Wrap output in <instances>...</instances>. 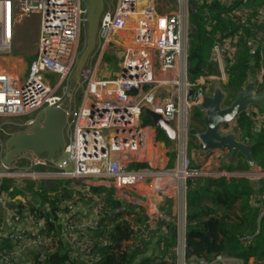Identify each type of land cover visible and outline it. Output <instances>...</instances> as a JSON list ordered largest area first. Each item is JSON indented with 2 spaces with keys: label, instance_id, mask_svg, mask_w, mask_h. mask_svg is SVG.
I'll list each match as a JSON object with an SVG mask.
<instances>
[{
  "label": "built area",
  "instance_id": "built-area-1",
  "mask_svg": "<svg viewBox=\"0 0 264 264\" xmlns=\"http://www.w3.org/2000/svg\"><path fill=\"white\" fill-rule=\"evenodd\" d=\"M103 1L105 7L98 22L96 48L80 73L79 85L70 103L62 156L55 163H47L26 154L22 158L26 166L9 167L0 179L29 181L30 189L11 185L0 195V208L7 212L8 202L23 206L28 197L40 191L41 181L53 179L80 180L83 185L102 189L103 193L112 192L113 199L119 202L132 201L133 196L129 195L136 193L146 202L144 209L153 213L149 227L136 233L139 248L149 238L150 228L179 226L180 229L165 261L156 258L147 264H232L221 256L208 262L186 259L185 214L182 224L174 226L163 218L158 208L167 198L181 199L189 179L224 180L238 187L244 177H264V168H259L256 174H244L218 167L211 161L217 150L204 153L199 165H193L188 156L191 114L201 109L202 100L209 95V83L227 82L231 48L227 42L222 41L220 45L217 42L220 40H215L212 55L218 75L191 79L188 63L192 0H175L177 6L173 10L167 0ZM216 2L208 0L207 9L198 14L206 19L207 25ZM250 2L239 0L235 6L234 0H227L231 5L228 14L240 17L242 23L259 25L264 20V7L251 10ZM87 13L83 0H0V57L11 53L16 27L31 16L39 18L35 55L25 78L18 83L0 73L1 119H25L21 121V129H28L39 113L63 103L80 55L79 42L82 33L85 36ZM261 48L259 70L264 76ZM109 60L116 61V72L105 76L109 73ZM147 110L169 124L175 133L170 142H178L173 167L151 174L147 171L155 163L150 154L162 142L157 136L161 132L145 121ZM244 115L251 119L252 111L249 109ZM3 128L5 125L0 126L2 133ZM58 188L65 189V185ZM181 207L185 212V204ZM103 210V205L95 203L94 220L90 223L75 215L72 205L59 211L58 236L71 249L74 261L89 259L94 254L95 244L85 239L89 231L101 229ZM45 214L46 211L24 216L13 214L11 227L0 225V264H23L18 262L13 250L2 247L4 241L13 247L19 245L21 250L50 245L53 233L48 232L43 222ZM23 223L26 226L21 229Z\"/></svg>",
  "mask_w": 264,
  "mask_h": 264
},
{
  "label": "trees",
  "instance_id": "trees-1",
  "mask_svg": "<svg viewBox=\"0 0 264 264\" xmlns=\"http://www.w3.org/2000/svg\"><path fill=\"white\" fill-rule=\"evenodd\" d=\"M198 2L201 4L198 9L207 7L206 0ZM234 5H239V0H234ZM230 6L227 0H217L212 6L209 26L205 18L198 14L193 15L188 73L191 79L212 75L216 67L210 55L213 41L234 42L238 34L241 37L232 45L234 49L231 50L234 51L230 50L227 60V82L220 84L224 92L235 96L245 88L249 81L247 77L255 73L259 66V48L251 54L249 45L256 42L257 36H260L261 42H264V20L259 25L251 22L242 23L240 17L228 14ZM259 7H264V0H251L248 4L251 10ZM250 38L254 39L249 40ZM259 87L262 91L264 85ZM257 117V112H252L251 119L244 114L241 115L234 123L235 127L231 132L243 143L255 138L258 145H263L264 122L257 121ZM158 139L163 140L161 135ZM191 155L196 158L198 149L192 147ZM20 162L27 163L26 160ZM13 184L26 190L30 189L29 181L4 179L0 193L6 192ZM258 185L260 187L257 189ZM245 186L244 192H237L224 180H187L186 259L195 258L208 262L221 256L240 260L244 264L249 260H252V264H264V217L256 233L257 221L263 213V209L256 205L264 193V178L259 184L245 182ZM39 187L40 191L34 193L23 206L13 202L7 204L13 210L12 213L19 216L46 211L43 222L48 232L53 233L52 242L48 247L33 250L29 248L30 262L26 264H133L139 261L147 264L156 258L165 261L175 245L176 229L173 226L153 227L150 228L149 238L144 240L143 247L139 248L134 243V240H137L134 235L140 229L149 227L151 221L149 219L153 217V213L144 207L140 211L123 209L121 204L113 199L112 192L103 193L102 189L80 184L84 196L76 200L79 196L76 198L77 195L74 196L70 190L60 189L55 192L58 187L49 190L48 185L43 182ZM97 202L103 205L104 209L100 218L101 229L89 231L85 239L95 243L94 254L89 259L74 261L71 258V249L66 246L64 239L58 236V231L61 230L59 211L69 204H73L76 211H79L83 208V203H86L84 206H88L89 209ZM158 208L161 213L164 212L163 205L162 207L159 205ZM123 227H125L124 236L119 234ZM125 244L128 247H125ZM2 247H9V244L4 241Z\"/></svg>",
  "mask_w": 264,
  "mask_h": 264
},
{
  "label": "water",
  "instance_id": "water-1",
  "mask_svg": "<svg viewBox=\"0 0 264 264\" xmlns=\"http://www.w3.org/2000/svg\"><path fill=\"white\" fill-rule=\"evenodd\" d=\"M87 6L85 46L80 53L75 69L70 77L68 91L63 103L58 108H49L42 111L36 117L34 124L22 131H16L9 135L4 144V152L0 163V176L4 175L10 165L24 155H33L42 158L47 163L57 162L65 147V130L67 118L70 110V103L79 85L80 73L84 69L89 57L96 48L98 22L104 11L103 0H83ZM263 62L261 68L264 71V45L261 48ZM218 73L215 71L214 76ZM159 95V91L157 92ZM192 92L189 93V96ZM226 94L219 88L207 95L200 105L204 115L202 118V132L189 129L188 135L197 141L198 150L206 153L213 150L227 149L230 151L229 163L235 164L241 155L250 168L254 167V161L250 152L251 147L239 141L233 132L220 133V129L225 131L231 124L235 123L250 107H255L264 111V90L258 92L254 83H248L243 90L238 92L232 103L223 107ZM146 117L151 124L164 134L169 141L174 140L175 133L169 124L161 119L159 115L147 110ZM3 178L0 179V186ZM60 180H56L58 184ZM264 213L258 220L257 231L260 228Z\"/></svg>",
  "mask_w": 264,
  "mask_h": 264
},
{
  "label": "crops",
  "instance_id": "crops-1",
  "mask_svg": "<svg viewBox=\"0 0 264 264\" xmlns=\"http://www.w3.org/2000/svg\"><path fill=\"white\" fill-rule=\"evenodd\" d=\"M198 1L199 0H192V3L190 5V8H191L190 11L194 12L193 15H197L199 13H202L208 7V3H207V7L206 8L201 9V10L198 9V7H201V4H198L199 3ZM207 1L208 0H206V2ZM192 20H193V16L191 17L190 26H189L191 34L193 32ZM38 29H39V27H38ZM35 49H36V47H35ZM33 57L34 56H31L30 58H28L25 61V60H23L22 57L18 56L17 52L15 54L10 53L7 56H2V57H0V73H4L7 76H9V78L11 80H13V81L15 80L18 83H20V81H22V79L25 78V76L27 74L28 64H29L30 60ZM212 58H213V61H214L213 55H212ZM215 71H216V67H215L212 75H214ZM108 75H110V73H105V76H108ZM203 76H205V75H203ZM255 79H256L255 80V84H254L255 88H256V90L258 92H261V88L259 86L260 85L261 86L264 85V76H261L260 72H257V73L255 72ZM259 81L261 82V84H258ZM215 83H219V82L215 81L214 83H209L208 84L207 92H208L209 95L212 94L213 88H216V87H214ZM263 90H264V88H263ZM194 111H196V110H193V112ZM250 111L257 112V114H258L257 121L264 122V111H262L263 112L262 113V112H260L261 110L258 109V108H257V110L254 109V110H250ZM193 112H192V115H193ZM203 115H204L203 111L201 109H199L198 113H197V116H199V118H200V125H202L201 126L202 128L198 129L197 126H194L191 123L190 127H194L192 129H195L198 132H202L204 130L203 123H202ZM13 119H15V118H12L11 120H13ZM16 119H17L16 120L17 122H13V121H6V120H9V118H7L6 120H5V118H4V120H1V118H0V126L1 125H5V128H3V133L0 132V143L3 144L2 147L0 146V163H1L2 156H3V152H4V144H5V141H6L7 137L9 135H11L12 133L16 132V131H22L23 130V129H21V124H22L21 121H24L25 119H20V118H16ZM18 125H20V126H18ZM234 127L235 126H234V123H233V124H231V128L228 127L227 130L228 131H233ZM5 134L7 136H5ZM162 134L159 133L157 135L158 138H159V135H162ZM1 137H3V139L5 138V139L2 140ZM163 137H164L163 140H159L160 142H162V144H160L158 146V148L155 151L151 152V154H150V158L155 163L154 167H152V169L147 171L150 174L153 173V172H156V171H165V170L171 169L173 167L174 159H175V153H176V150H178V144H177L178 142H174V143L170 142L169 140H167L165 138L164 134H163ZM192 140L195 141L194 147L198 149L197 141L195 139H189V142L192 143ZM255 141H256V139L253 138V140L250 139L248 142H246V143L244 142L245 144H247V145H249L251 147L250 152H251L252 157L254 158V161H255V164H254L253 168H250L248 166V164L246 163L245 159L241 155L237 158V162L235 164L229 163L228 159H229L230 151L227 150V149L214 151V154H213V157H212L211 161L213 163H215V165H217L218 167L226 168L229 171H233L234 170V171H238V172H243L244 174L253 172V173L256 174V171L259 168H264V144L263 145H258L257 142H255ZM251 144H253V145H251ZM199 157H200V160L198 161V163H195L194 162L195 159H197ZM203 157H204V153H201L199 150H198V156L196 158H195V156L193 157L191 154H189L190 162L193 165H199L201 163L200 161L202 160ZM263 178L264 177H261V178H257L256 176L253 177V175L252 176L250 175L247 178L244 177L239 182V186L238 187L230 186L229 185L230 182L227 183L225 181V183L229 187H231V189L234 190V191L244 192L245 191V187H246L245 186V182H249V183H253V184H259L261 179H263ZM204 180H207V179H204ZM209 180H213V179H209ZM55 181H56V179L45 180V181H41L40 183L43 182L44 184H47L48 187H49V190H50V189H54L56 187H60L61 186L60 185L61 181H59L58 184H55ZM213 181H218V180H213ZM81 185H83V184L81 183ZM259 187H260L259 185L256 186L257 189ZM80 191L82 192V190H80ZM81 192L79 194H83V192L82 193ZM3 193H5V192L0 193V195L3 194ZM33 194L30 197H28L26 201H28L29 198H31L33 196ZM129 196L130 197L133 196V199H131L132 201L129 200V202L128 201L126 202V203H128L129 206H131L128 209H130V211H133V210L140 211V209H142L144 207L145 203H146L144 201V199L140 198L136 193L132 194V195H129ZM261 201H263V203ZM117 202H119V201H117ZM180 202H181L180 199L176 198V197L167 198L165 200V203H164L163 208H162L164 210V212L162 213L163 214V218H166L167 220H169V222H172L174 224V226L176 224H178V225L182 224L181 222H182L183 214H185V217H186V210H185V212H183V209L180 206ZM119 203L121 204V206H123L125 202H119ZM69 205L73 206V204H69ZM92 206L89 207V209H88V206L86 207V206L83 205V208L80 209L79 211H76V208H74V206H73V212H74L75 215L80 216L81 218H83V220L86 223H90V222H92L94 220V216H93V213H92ZM256 206L259 207L260 209H263V213H264V193L261 195L260 201L257 203ZM6 210H7V212L3 211L0 208V225L2 224V225H5L7 228H9V227L12 226V215H13L12 211L13 210H11L10 207H8V206H7ZM165 213H166V215H164ZM262 214L260 215V217L262 216ZM260 217H259V219H260ZM257 225H258V221H257ZM25 226H26V223H23V225L20 228L24 229ZM174 228L176 229V234L178 235V233H180L179 226H175ZM140 230H142V229H140ZM258 231H256V233ZM134 236H136V235H134ZM136 241H134L135 244H136ZM5 248H9V250L10 249L13 250V252L16 255V258H17L18 262H21L23 264H26V263L30 262V253H29V251L33 250V249H36V248H33V247H27V248H24L23 250H21V248L19 246L13 247V246H10V245H9V247H5ZM29 248H30V250H29ZM227 259H229L232 262V264H244L242 261L237 260V259H232V258H227ZM133 264H146V263H142L141 261H139V262H134ZM246 264H252V260H249Z\"/></svg>",
  "mask_w": 264,
  "mask_h": 264
},
{
  "label": "rangeland",
  "instance_id": "rangeland-1",
  "mask_svg": "<svg viewBox=\"0 0 264 264\" xmlns=\"http://www.w3.org/2000/svg\"><path fill=\"white\" fill-rule=\"evenodd\" d=\"M168 1V5H169V7L173 10L176 6H177V4H176V1L175 0H167ZM190 2L191 1H189L188 2V4H190ZM192 3V2H191ZM189 7H190V5H189ZM209 26V25H208ZM207 26V27H208ZM38 27H39V18L38 17H36V16H31V17H29L28 19H26V20H24L19 26H17L16 27V29H15V32H14V36H13V39H12V49H11V53L12 54H15L16 52H17V54H18V56L19 57H22L23 58V60H27L28 58H30L31 56H34V54H35V47H36V44H37V40H38V34H39V29H38ZM241 36H238V34H237V36L235 37L236 38V40L238 41L239 40V38H240ZM262 37V36H261ZM191 38V36H189V45H190V48H189V50L191 49V47H192V40L190 39ZM234 38V39H235ZM254 38H250L249 40H253ZM235 40V41H236ZM256 42L255 43H252L251 45H249L250 47V53L252 54V53H255V50H257L258 48H260V47H262L263 45H264V42H261V38H260V36H257L256 37ZM85 36H84V33H82V36H81V39H80V42H79V50H78V53L80 54L82 51H83V48H84V46H85ZM235 41L233 42V41H228L227 42V44L229 45V47L232 49H234V47H232V45L233 44H235ZM236 41V42H237ZM214 42L215 41H213V43H212V46H211V48H210V55H211V57H212V47H213V44H214ZM220 45H223V43H221V42H219V41H217ZM261 42V43H260ZM232 43V44H231ZM259 43H260V46H259ZM258 45V46H257ZM236 49V48H235ZM238 50H239V48H238ZM232 51H234V50H231V52ZM116 61L115 60H109V65H108V68H107V71L109 72V73H111V75H113V73H115L116 72V63H115ZM24 63V62H23ZM260 65L257 67V69L255 70V72L257 73V72H260ZM247 80H249L248 81V83H254L255 84V73L253 72V74H251L249 77H247ZM247 83V84H248ZM214 87H216V88H219V89H221L222 90V87H221V85L219 84V83H215L214 84ZM216 88H213V90L214 89H216ZM223 91V90H222ZM224 92V91H223ZM225 94H226V99H225V102H224V104L222 105L223 107H227V106H229L231 103H232V101L235 99V96L232 94V95H230L229 94V92L227 93V92H224ZM253 109H257V108H255V107H250V110H253ZM199 110V109H198ZM198 110H196V111H194L193 112V115L191 114V118H190V124L192 123V125H194V126H197V128L198 129H201L202 127V125H200V118H199V116H197V113H198ZM12 118H10L9 120H6V121H13V122H17L16 120V118L15 119H13V120H11ZM1 120H4V119H1ZM145 121L146 122H150L149 120H148V118L146 117V119H145ZM230 130V129H229ZM225 132H228V130H226L225 131V129L224 128H221L220 129V133H225ZM162 134V133H161ZM5 136H7L6 134H5ZM162 136V138L164 139V137H163V134L161 135ZM2 138V140H4L3 139V137H1ZM189 139H192L190 136H189ZM3 142V141H2ZM192 144V145H191ZM187 145H188V156H189V154H192V147H194V145H195V141H193L192 140V143H190V142H187ZM251 145H253V144H251ZM0 146L2 147L3 146V144L2 143H0ZM253 158V157H252ZM23 160V159H22ZM200 160V157L199 158H197V159H195V163H198V161ZM21 160H17L16 162H14L13 164H11L10 165V167H11V169H12V167L13 168H15V167H17V166H26V163H24V164H21V162H20ZM253 161H254V158H253ZM255 162V161H254ZM66 171H70V168H67L66 169ZM3 182V181H2ZM82 182L80 181V180H76V179H73V180H62L61 181V184L60 185H65V189H67V190H70L72 193H74L73 195L74 196H76V200H79V199H81L83 196H84V193L83 194H79L81 191H80V184H81ZM60 189H62V188H59V189H55V192H57L58 190H60ZM186 192H187V188L185 189V193H184V195H182L181 196V199H180V201H182L183 203L181 204V206H183V204H185V200H186ZM82 193V192H81ZM62 195H63V197L64 198H66V195L64 194V193H62ZM12 197V196H11ZM86 203H83V205H85ZM83 205H82V207H83ZM186 205V204H185ZM123 207V209H128V208H130L131 206H129L128 205V203H124V205L122 206ZM107 211H108V209H106ZM120 221V220H119ZM163 228L164 227H167V226H162ZM125 227H123V228H121V230H120V235H123L124 236V234L123 233H125L124 232V229ZM135 241V240H134ZM125 247H128V246H126V244H125ZM227 258V257H226Z\"/></svg>",
  "mask_w": 264,
  "mask_h": 264
}]
</instances>
